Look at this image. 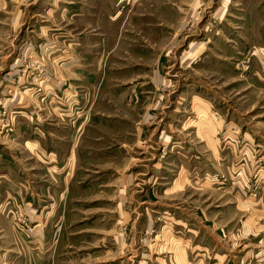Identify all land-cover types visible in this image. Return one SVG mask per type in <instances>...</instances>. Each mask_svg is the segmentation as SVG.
<instances>
[{
  "label": "rangeland",
  "instance_id": "374dc122",
  "mask_svg": "<svg viewBox=\"0 0 264 264\" xmlns=\"http://www.w3.org/2000/svg\"><path fill=\"white\" fill-rule=\"evenodd\" d=\"M68 43L79 47L82 64H75L84 75L79 97L75 89L61 96L75 97L85 121L96 114L98 123L82 126L101 133V146L110 144L104 153L115 155L118 167L132 160V169L149 168L172 192L163 204L134 208L149 212L141 234L148 248L125 245L128 227L118 223L111 237L123 238L114 252L103 255L114 247L106 238L78 252L84 264H223L220 253L232 264H264V175L255 168L264 156V0H0L1 135L14 133L16 119L2 102L48 99L47 88H60V78L72 82L50 69L60 67ZM157 99L147 140L138 141L140 113ZM211 115L231 122L220 127ZM227 127L240 133L227 141ZM162 209L165 217L151 212ZM8 212L19 230L32 232L25 211ZM101 225L111 229L114 219ZM88 252L100 262L85 261Z\"/></svg>",
  "mask_w": 264,
  "mask_h": 264
},
{
  "label": "crops",
  "instance_id": "0c3cea01",
  "mask_svg": "<svg viewBox=\"0 0 264 264\" xmlns=\"http://www.w3.org/2000/svg\"><path fill=\"white\" fill-rule=\"evenodd\" d=\"M260 10L258 8L256 11ZM258 15L255 14L254 17L256 32ZM67 32L75 40L83 37L69 34L68 30ZM67 38L65 40L69 42ZM67 45L68 48L61 54L60 67H51V64L50 69L73 78L72 82L67 80L62 83L63 78H60V88L56 84L55 87L47 88L51 91L48 99L24 100L17 96L13 102H2L5 107L14 110L16 119L13 121L12 135L4 136L0 133V264H70L69 261L75 260L80 262L78 264H84V257H79L78 252L88 247H96L105 242L106 238L113 241L114 247H108L103 255H111L113 248H117L118 238H123L116 235L111 237L112 232H116L115 224L118 223H125L128 227L124 238L125 245H134L132 250H144L143 247L148 248L151 245L141 236L148 229L149 212H137L134 208L154 200L163 204L166 194L172 193L169 192V187H163L157 178L149 174V168L134 170L132 160L125 168L118 167L117 157L111 156L109 152L104 153L110 144L101 146V133L91 129L92 127L82 126L83 122L87 126L92 122L98 123V118L95 117L96 114H92L85 121L86 115H80L75 110V97L67 101L61 96L63 92L71 93L68 90L75 89L72 95L79 97L76 94V89H80L77 80L84 75L81 66L75 64H82L79 62L82 55L78 51L79 47L70 46L69 43ZM159 75L157 72L156 76ZM156 78L161 81L158 85L163 84L162 77ZM126 93L130 103V91ZM154 101H147L140 113V125L135 132L138 141L147 140L146 123L151 118L150 110L159 109V103H162L158 99ZM112 102L121 106L116 100ZM206 105L208 108L211 106L209 103ZM71 107H74V111ZM211 116L221 123L220 127L223 123L228 125L231 122L227 119L224 121L220 116ZM228 130L224 135L227 141L240 133L239 130ZM262 163L264 156L257 159L255 168H260L257 170L264 175ZM144 165L148 167V163ZM150 165L157 170L161 169L154 162ZM237 169L243 171L245 168L241 165ZM180 181L181 184L188 183V179L181 178ZM12 208L26 212L32 226L31 233L19 230L18 225H14L8 212ZM151 212H161V217H165L167 211L162 209ZM176 212L184 214V211ZM110 219H114L113 228L102 229L101 226L104 225H101V221ZM189 230H192L191 227ZM198 246L194 245V252ZM188 249L191 250V245ZM88 254L85 261L100 262L101 255ZM219 255L225 256L220 261L223 264L236 262L227 253ZM216 256L214 254L215 258ZM255 257L261 258V255ZM243 258L244 254L240 259ZM240 264H245L244 259Z\"/></svg>",
  "mask_w": 264,
  "mask_h": 264
}]
</instances>
